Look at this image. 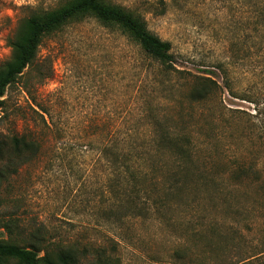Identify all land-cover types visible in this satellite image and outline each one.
Here are the masks:
<instances>
[{"label": "rangeland", "instance_id": "374dc122", "mask_svg": "<svg viewBox=\"0 0 264 264\" xmlns=\"http://www.w3.org/2000/svg\"><path fill=\"white\" fill-rule=\"evenodd\" d=\"M71 1L0 0V66L12 54L20 22ZM103 2L170 42L175 63L151 60L131 36L90 15L42 39L37 68L7 89L0 109V134H25L40 145L28 163L15 160L17 173L2 182L1 220L14 222L12 233L0 229L3 238L27 246L41 229L51 248L101 246L117 264H181L175 253L187 244L202 254L189 228H199L203 217L236 226L232 212L244 210L237 218L242 225L254 212L264 226V198L257 194L264 183V25L257 14L264 0ZM204 70H213L222 88L204 103L191 102L190 89ZM157 122L166 132L193 137L196 168L206 180L194 171L183 197L164 214L109 218L117 207L110 186L119 178L104 147L110 158L130 151L137 160L145 152L143 159L166 165L170 154L157 155L151 139L161 132ZM139 164L147 171V162ZM242 165L260 175L249 169L244 175ZM235 167L242 178L232 173Z\"/></svg>", "mask_w": 264, "mask_h": 264}, {"label": "trees", "instance_id": "16d2710c", "mask_svg": "<svg viewBox=\"0 0 264 264\" xmlns=\"http://www.w3.org/2000/svg\"><path fill=\"white\" fill-rule=\"evenodd\" d=\"M257 14L258 24L261 27L264 25V8H259ZM86 15L96 18L107 27H117L122 33L131 36L151 60L160 62L162 66L174 65L171 43L152 34L146 24L132 13L108 5L103 0H72L59 9L30 16L20 22L16 34L10 40L12 54L0 66V109L5 107L4 97L7 89L24 75L26 69L37 68L42 39L72 21L82 20ZM253 27L257 29L255 20ZM202 73V76H194L196 81L188 95L191 102L204 103L210 99L211 94L222 88L214 80L216 73L213 70H204ZM228 87L226 80L225 88ZM157 123L161 132L151 139L157 149L156 154L159 151L170 154L169 163L166 165L143 159L145 152H138L137 160L132 158L130 151L121 155L115 153L114 157L110 158L108 146L104 147L107 160L113 163V167L118 164L114 168L119 178L110 186L111 193L117 200V207L108 210L106 215L109 218L115 216L119 220L127 213L144 217L151 215L152 212L157 215L164 214L163 209L174 199L183 197L187 185L194 181L192 178L194 171L199 172L201 183L206 180L200 169L196 168L199 160L193 137L190 134H171L163 130L164 127L160 122ZM261 123L264 129V121ZM39 147L35 139L25 134H15L10 137L0 134V191L4 179L18 171V167L14 166L15 160L21 159V164L28 163L37 155ZM127 156L131 157L127 158ZM140 159L148 163L147 171L140 167V164L139 167L136 166L137 162H143L139 161ZM242 161L243 164L246 163L244 159ZM246 166L237 168L244 170V175L247 174L248 169L260 175L258 168ZM231 170L242 178L236 167ZM216 187L221 190L224 188L219 185ZM257 187L261 192L257 194L263 199L264 183ZM248 212L243 210L242 213L237 209L232 212L236 226L228 225L227 222L219 223L217 219L207 221V218L203 217L201 221L203 224H199V228H189L191 237L202 243V254L199 257L196 254L195 256L185 242L187 245L175 253L176 258L182 261L181 264H264V226H260L258 217H253L256 216L254 212H250V215L245 217L243 225L242 220L237 219ZM13 225L12 221L1 220L0 211V229L10 234ZM3 232L0 231L1 260H15L19 264H117L119 262L117 256L101 246L88 248L87 245L79 247L77 244L67 243L51 248L47 246V240L41 229L31 233V242L27 246L5 240L2 236ZM116 250L113 248L111 251Z\"/></svg>", "mask_w": 264, "mask_h": 264}]
</instances>
